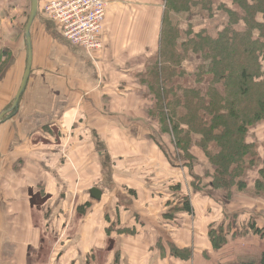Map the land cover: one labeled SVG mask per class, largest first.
Wrapping results in <instances>:
<instances>
[{
	"label": "crops",
	"instance_id": "crops-1",
	"mask_svg": "<svg viewBox=\"0 0 264 264\" xmlns=\"http://www.w3.org/2000/svg\"><path fill=\"white\" fill-rule=\"evenodd\" d=\"M48 1L38 0L30 75L12 114L28 0H0V112L8 114L0 124V264H231L264 253V238L247 227L264 228V196L246 192L256 174L229 199L209 187L192 193L184 172L143 136L154 123L143 118L151 103L139 79L156 52L163 0H102L103 48L93 55L46 18ZM194 157L204 176L210 165L197 148ZM175 182L178 192L169 189ZM92 188L99 200L89 198ZM179 195L192 213L170 217ZM219 229L227 241L215 247L209 233Z\"/></svg>",
	"mask_w": 264,
	"mask_h": 264
},
{
	"label": "trees",
	"instance_id": "trees-1",
	"mask_svg": "<svg viewBox=\"0 0 264 264\" xmlns=\"http://www.w3.org/2000/svg\"><path fill=\"white\" fill-rule=\"evenodd\" d=\"M229 4L165 0L159 48L139 79L151 103L143 118L154 123L145 131V139L156 145L174 170L184 172L192 193L209 187L225 199L247 187L252 173L256 174L254 190H264V157L260 156L264 144L257 134V127L264 125V0ZM196 12L206 16L209 26L217 22L214 36L208 26L198 31L191 27L189 20ZM175 17L187 20L186 29L173 22ZM0 56L5 58L0 59L1 67L7 54ZM195 148L210 165L204 176L195 172ZM169 189L178 192L181 183H172ZM180 196L169 206L170 217L175 212L192 213L188 196ZM247 227L264 238V228L255 222ZM209 235L215 247L227 241L221 229ZM231 264H264V253Z\"/></svg>",
	"mask_w": 264,
	"mask_h": 264
},
{
	"label": "built area",
	"instance_id": "built-area-1",
	"mask_svg": "<svg viewBox=\"0 0 264 264\" xmlns=\"http://www.w3.org/2000/svg\"><path fill=\"white\" fill-rule=\"evenodd\" d=\"M107 6L102 0H49L43 12L59 27L65 40L93 55L102 48L100 35Z\"/></svg>",
	"mask_w": 264,
	"mask_h": 264
},
{
	"label": "rangeland",
	"instance_id": "rangeland-1",
	"mask_svg": "<svg viewBox=\"0 0 264 264\" xmlns=\"http://www.w3.org/2000/svg\"><path fill=\"white\" fill-rule=\"evenodd\" d=\"M215 1H217V0H215ZM219 1H221V2H229L230 4H229V7H231L232 6V0H219ZM29 0H28V2H27V13H26V21H27V17H28V14H29ZM157 9L160 11V22L158 23V26H157V31L158 32H156L157 33V37H156V42L158 41V38H159V34H160V28H161V21H162V17H163V13H164V9H165V0H163L162 2H160V3H158V6H157ZM206 16L204 15V14H201V13H199V14H197V12H196V14H194L191 18H190V20H189V22L191 23V27H193V29L195 30V31H198L199 29H201V28H204V27H206V26H208L207 28H209V30H211V32H210V34H212L213 36L215 35V32H216V23L217 22H215L214 21V23H212L211 24V26H209V24H208V22H207V20H206V18H205ZM157 19V18H156ZM259 21L261 20V16H259ZM173 20V22L174 23H177L178 24V26L181 28V29H186L185 27H186V24L188 23L187 22V20H184V19H179V18H177V17H175V18H173L172 19ZM261 22V21H260ZM176 24V25H177ZM175 25V24H174ZM241 26H242V28L243 27H245L244 25H242V24H240ZM23 29H24V25H22L21 26ZM23 31V30H22ZM102 41V40H101ZM102 48H103V43H102ZM102 48H101V50H102ZM158 48H159V41H158V45H157V43H156V48H155V50H156V52H155V54H157V50H158ZM194 61V62H193ZM193 61H191V63H192V65L194 66L196 63H197V61L195 60V59H193ZM11 104V103H10ZM10 104L8 105V107H10ZM7 111V110H6ZM5 112V111H4ZM3 113V112H2ZM1 112H0V114H2ZM142 114L143 115H147V112H142ZM8 114H6L5 116H7ZM143 119V118H142ZM261 127L262 126H259V127H257V134L259 135V140H261L263 143H264V131H260V129H261ZM262 143V144H263ZM263 147V146H262ZM262 155L264 156V149H263V151H262ZM174 170V169H173ZM175 171V170H174ZM252 174H248V176H251ZM250 183V181H247V188H248V184ZM246 187L242 190V191H239V192H243L245 189H247ZM250 188H252V189H250V190H246V192H248L249 193V198L250 199H254V200H256V199H260L262 196H264V195H262V194H264V190L262 191V192H256L255 190H254V188L253 187H250ZM203 192L204 193H206L207 192V190L205 189V190H203ZM245 192V193H246ZM235 193H237V191L235 192ZM89 198H91V199H93L91 196L89 197ZM235 202H237V200L235 199ZM35 211V210H34Z\"/></svg>",
	"mask_w": 264,
	"mask_h": 264
},
{
	"label": "water",
	"instance_id": "water-1",
	"mask_svg": "<svg viewBox=\"0 0 264 264\" xmlns=\"http://www.w3.org/2000/svg\"><path fill=\"white\" fill-rule=\"evenodd\" d=\"M37 10H38V0H30V12H29V16H28L27 22H26L25 27H24V39H25V47H26V66H25V70H24V73L22 76L20 87H19L16 95L14 96V99H13V102H12L10 109L7 111V112H11L12 114H14L18 109L19 99L25 90V87H26V84L28 81V77L30 75L31 63H32V46H31V33H30V31H31L33 22L36 18ZM7 112L0 114V124L3 122L5 113H7ZM10 116H8V118ZM89 194L95 200H99L101 197V191H99L96 188H92L89 191Z\"/></svg>",
	"mask_w": 264,
	"mask_h": 264
}]
</instances>
